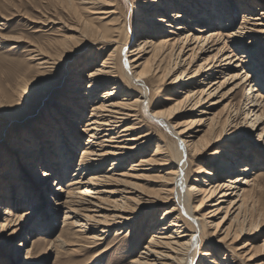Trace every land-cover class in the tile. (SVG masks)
Masks as SVG:
<instances>
[{
  "label": "bare ground",
  "instance_id": "1",
  "mask_svg": "<svg viewBox=\"0 0 264 264\" xmlns=\"http://www.w3.org/2000/svg\"><path fill=\"white\" fill-rule=\"evenodd\" d=\"M72 1L88 11L81 19V29H71L73 36L63 37L61 52L46 54L38 48L30 51L29 58L37 68L33 86H19L17 100L9 103L10 111L18 113L32 95L46 102L60 90L54 106L39 115L37 127L22 140H10L13 148L5 164L11 163L12 169L0 176L1 244H8L26 228L24 246L29 239L27 256L32 255L42 242L29 237L32 229L26 223L32 215L25 210L15 211L13 201L21 208L35 201L36 211L45 206L47 209L46 196L55 207L52 212L66 211L62 223L66 229L49 242L50 246L57 243L67 254L86 256L85 261L73 264H94L113 252L130 255L117 256L115 263L109 264H264V243L261 255L251 253L259 239L255 236L264 235V206L260 207L259 196L262 176L254 171L252 163L253 159L261 162L254 149L264 148V4L255 0H126L133 13L143 17L135 43L127 48L133 26H129L131 15L122 0ZM232 4L243 13L238 29L231 27L234 17L230 10L227 12ZM226 18L228 26H224ZM166 33L169 36L162 37ZM87 43L95 47L90 63L84 67L90 69L88 74L81 70L70 83L56 86L68 57ZM166 54L177 60L175 68L189 61L187 69L169 83L180 86L176 93L179 100L169 111L162 110L163 103L153 102L148 90L161 63L152 70L147 65L150 60L161 62ZM197 60L203 63L194 73L189 72ZM256 75L261 79L257 80ZM85 77L88 82L84 84ZM161 78L164 82L169 75ZM240 89L248 90L244 94L248 138L257 134L258 139L241 148L226 145L213 155L216 157L211 170L199 169L194 185H190L186 159L195 155L194 139L204 128L212 134L214 145L231 139L238 123L226 119L223 124L215 111L226 101L233 103ZM181 111L199 115L185 125L176 124ZM146 124L156 133L144 131ZM158 125L174 131L177 154L167 147L162 135H157L161 133ZM221 126L219 136L216 132ZM153 134L158 137L155 153L146 156ZM83 136L87 140L81 143ZM81 146V160L65 187L71 159ZM209 147L204 148L206 152ZM109 162L112 167L104 172ZM129 162L130 167L124 169ZM161 169L160 189L151 195H137L141 183ZM52 177L54 190L45 186ZM130 194L137 198L128 197ZM160 206H170L164 211V224L157 227L153 219L148 226L142 222L147 226L144 233L154 232L141 246V255L132 258L137 247L120 242H131L136 237L134 225L138 220ZM223 213L217 224L209 222ZM48 221L45 219L35 229L52 227ZM112 231L120 240L100 249ZM246 237L249 239L235 248ZM215 250L224 256L222 262ZM11 264L20 263L14 259Z\"/></svg>",
  "mask_w": 264,
  "mask_h": 264
},
{
  "label": "rangeland",
  "instance_id": "2",
  "mask_svg": "<svg viewBox=\"0 0 264 264\" xmlns=\"http://www.w3.org/2000/svg\"><path fill=\"white\" fill-rule=\"evenodd\" d=\"M255 1L264 4V0ZM129 2L132 3L131 0H129ZM121 3L129 8L128 12L130 13L129 15H131L129 26H133V36H131L129 40L130 45L127 47L130 48L135 43L137 26L143 17H140L133 13L131 4H126V0H122ZM253 9L254 8L251 7V11ZM228 10L232 12V17H234V25H231V27L234 26L235 29H238L243 22V13L236 7V4L228 6L227 12H229ZM81 15L84 16L82 17ZM87 15L88 11L82 10L78 4L73 3V1L71 2V0H0V22L4 24V26L0 28V176L2 175V173H4V170L6 171L7 169H12L11 163H8L7 165L5 164L6 157L8 156V154H10V151L13 148L12 146L10 147V140L15 137H19V139L22 140V138L24 139L25 136L28 135V133H31L32 130L38 126L37 120L39 118V115L43 113L45 108L54 106L56 96H58V92H60L59 90L57 93H55L54 97H51L46 102H41L38 99L41 96L37 95V97H35L32 95L29 101L25 103L23 107H21V110L18 113H13L12 111H10L9 108L11 106L9 103L12 100H17L18 96L16 92L19 89V86H33L31 81L37 73V68L36 62L30 60L29 58L30 51L34 48H38L46 54H55L57 52L63 51L64 49L61 45L63 44V37L73 36L72 34L75 33L72 32L73 30L78 31L79 29H81V19H85L84 17H86ZM229 24L230 22H228L226 18V20L224 21V26H228ZM170 30V28L166 29V31ZM189 30L190 29H188V31ZM188 31L187 34L190 33ZM13 36L18 38H6ZM166 36H169V34L166 33L162 37ZM155 42H158V40H156ZM113 48H115V46H113ZM94 49L95 47L92 44L87 43L81 46L79 51L76 52L77 54H74L72 57H68V59L66 60L65 69L61 71L59 80H57V82H55L54 84L56 86H65V84L70 83V81L73 80L74 77L81 73V70H83V74H88L90 69L86 71L84 67L86 65L88 66V64L90 63L91 55L94 52ZM105 53V55L108 54V52L106 51ZM239 54L241 55L242 51L239 52ZM186 58L187 57H184L183 60ZM261 59H264V53ZM101 60L102 58H100L98 62L96 61L97 64H100ZM156 62L157 61L150 60L147 65L149 66L150 70H152L161 63L160 70L158 71L156 77L151 80L148 90L153 102L163 103L164 105L162 110L169 111L174 108L177 102L178 96H176V93L180 88V86H172L169 83L170 81L178 77L184 69H187V64L189 63V61H187L188 63H185L186 66L182 68H175L176 63H178L177 60L174 56L166 54V56L162 58L161 62ZM201 63H203L202 60H197V62L193 63L189 68V72L194 73ZM193 65L195 66L193 67ZM247 66L248 68H250V65ZM165 74L169 75V78L165 79V81L163 82V79L161 77H164ZM80 77L81 79L83 78L82 76ZM255 77L257 80L261 79V77L258 75H256ZM222 80L223 79H221L220 81L222 82ZM87 82L88 81L85 77L82 83L85 84ZM231 87L232 86H229L227 88V91ZM103 92L104 91L99 92L97 96H100ZM246 93H248V90L246 89L238 90L236 92L237 97L233 103H229V105L228 101H226L223 106L219 107L215 111V113L218 115L219 121H222L223 124L226 119L236 120V122L238 123L239 126L237 129H234V133L233 136H231V139L227 140L226 142L223 141V143L225 144L221 143L214 145L213 141L211 140V138L213 139L212 134L210 133V131H208V128H204V131L196 139H194V142L197 143V147L195 148V150H193L195 152L193 154L195 155L189 156L186 159L188 170L187 178L189 179L190 185H194V182L192 181L198 176L196 172L199 169H202L200 170L202 172H209L211 170L213 160L216 157L213 155L221 149H224L226 145L229 147L241 148L243 144H253L258 139V136H256L257 134H255L254 136L252 135L251 138H248V134H250V128L248 124L245 123L247 121H245L246 115H244V108L246 104V98L244 99V94ZM226 104H228V106H226ZM89 110L90 109L86 110V117L89 116ZM198 115L199 112H193L192 114H183V112L181 111L177 113L175 123L185 125L189 121L193 120L194 117H198ZM156 127L161 129V133H158L157 135H162L167 147L170 148L172 152H175L177 154L179 151V145L176 143L177 138L174 131L168 130L161 125H158ZM148 129L151 131V133H156L155 129L150 124L145 125L144 131ZM165 129L166 132L164 131ZM221 129L222 126L217 129V132L215 130L216 133H219V136L222 135ZM154 134L153 137L155 138H153L154 140H152L151 144L149 145L150 148L147 147L148 150L146 156L153 155L155 153L158 137ZM86 140L87 138L83 136V139H81V143L86 142ZM207 147H209L207 150L208 152H206L205 150ZM74 148L76 149L75 146ZM83 148L84 146H81V148L77 150L76 154L73 155L71 159V166L69 167V171L64 180L65 187H67V182L70 181L75 174L76 165L81 160V150ZM254 151L261 159L260 163H257V161H255L254 159L252 163L254 166L253 169H255L254 171L259 172L262 176L259 181L261 187V193L259 194V196H261L260 207L262 208V206H264V148H257V150L254 149ZM132 161L133 160H131L130 162ZM130 162L125 165L124 169L130 167ZM111 164L112 162H109L104 167V172L110 170V168L112 167ZM162 170L163 169L153 172L151 174V178H149L148 181L141 183L140 188H138L139 193H137V195H140V193L151 195L157 192V190L160 189V179L158 178V176L163 175V173H161ZM201 177L204 176L201 175ZM53 180L54 177L50 178L45 183V186H49V188L51 187V190L55 189L54 186H52ZM20 185L21 184L19 183L18 187ZM129 191H131L132 193L134 190L129 189ZM127 196L133 199L137 198L133 194ZM45 200L47 201V209L45 206L43 207V209L40 208L36 211L34 210V208L36 207L35 201L29 202L23 208L19 207V203L13 201V208L15 209V211L25 210L32 215L26 223V226L31 227L32 229V231L29 233V237L32 239L34 238V240L41 241L42 243L40 245L38 243V247L34 252H32V255H29L28 257V247L30 246V244L28 242V239V244H25L24 246V242H26V239L24 240V238L25 236H27L25 228L23 232H21V234L14 237L13 240H11L8 244H1V242L4 241L1 240L0 264H11L14 259H18L20 264H73V262L85 261L84 259L86 258V256L75 257L67 254L62 248L57 247V243H54L53 246H50L49 242H54L56 238L61 234V232L66 229V227L62 225L66 211L52 212V210L55 209V207L52 206V201L50 202V200H48L46 196ZM213 201L215 202L216 199ZM169 207L170 206H160L154 212H148L149 215L143 216L140 220H138V223L135 224L136 226L134 225V233L136 237L132 238V241L128 244L124 241L120 242V244L125 243L128 246L137 247V250L135 251L136 253H134V256H132V258L137 259L138 256L141 255L139 254L141 251V246H143L150 239L151 235L154 232V230H151L148 233L143 232L144 229H147V223H149L153 219L155 220V224L157 227L164 224L161 223V221L163 219L164 211ZM224 215L225 213L219 215L217 220L214 221L212 219L209 220V222H214V224H217L220 221V218ZM45 219H47V221L49 220L48 222L52 227L46 229H40L41 227H38L37 229H35L37 225L43 222ZM142 222H145L147 226H145L146 224L141 225ZM78 229L79 228H76V231ZM207 230L210 231V228H207ZM28 231L30 230H27V232ZM107 237V242L100 249L111 242L116 243L120 240L115 237L114 231L109 233ZM255 237H259V239L254 242L253 250L251 253L256 256L263 253L262 245L264 243V235ZM247 239H249V237H246L240 242H237L235 248L242 246L247 241ZM20 248L22 252H20ZM66 249H73V247H66ZM215 251L219 255V261L222 262V258H224V256L220 255L219 251ZM10 252H15V255L13 254V256L7 257L4 256L5 253L9 254ZM120 255L127 256L130 255V252H125L124 254L113 252L110 256L105 257L106 259L104 258L102 261L95 262L94 264L115 263L117 256ZM152 259L154 258L151 257V260ZM247 264L255 263L248 262Z\"/></svg>",
  "mask_w": 264,
  "mask_h": 264
},
{
  "label": "snow or ice",
  "instance_id": "3",
  "mask_svg": "<svg viewBox=\"0 0 264 264\" xmlns=\"http://www.w3.org/2000/svg\"><path fill=\"white\" fill-rule=\"evenodd\" d=\"M6 38H8V39H17L18 37H14V36H13V37H6ZM205 264H209V262L206 261Z\"/></svg>",
  "mask_w": 264,
  "mask_h": 264
}]
</instances>
